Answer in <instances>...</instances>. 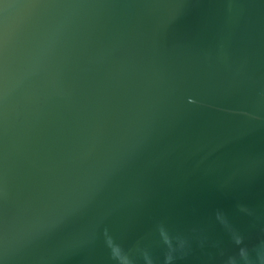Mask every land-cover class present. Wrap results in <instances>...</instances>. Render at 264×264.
Wrapping results in <instances>:
<instances>
[{
  "label": "water",
  "instance_id": "obj_1",
  "mask_svg": "<svg viewBox=\"0 0 264 264\" xmlns=\"http://www.w3.org/2000/svg\"><path fill=\"white\" fill-rule=\"evenodd\" d=\"M0 264H264V0H0Z\"/></svg>",
  "mask_w": 264,
  "mask_h": 264
}]
</instances>
